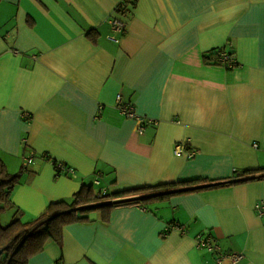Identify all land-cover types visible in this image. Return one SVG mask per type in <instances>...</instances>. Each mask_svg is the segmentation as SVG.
Listing matches in <instances>:
<instances>
[{
    "label": "crops",
    "instance_id": "0c3cea01",
    "mask_svg": "<svg viewBox=\"0 0 264 264\" xmlns=\"http://www.w3.org/2000/svg\"><path fill=\"white\" fill-rule=\"evenodd\" d=\"M126 1L0 0V157L19 174L9 211L29 221L89 186L119 202L145 185L223 184L120 204L108 222L90 210L29 264H264V177L234 182L264 168V0H128L120 12ZM222 48L235 67L207 58ZM124 105L153 123L139 131ZM207 235L243 257L217 262L198 244Z\"/></svg>",
    "mask_w": 264,
    "mask_h": 264
},
{
    "label": "trees",
    "instance_id": "16d2710c",
    "mask_svg": "<svg viewBox=\"0 0 264 264\" xmlns=\"http://www.w3.org/2000/svg\"><path fill=\"white\" fill-rule=\"evenodd\" d=\"M127 2L128 0L124 2L123 6H126ZM219 50L212 51L207 55V58L211 61L214 60ZM263 177L264 168L245 170L236 175L234 182ZM18 181L19 174L8 171L6 164L0 157V215L10 205L11 192ZM221 184H223L221 181L216 180L193 179L175 183L145 185L119 191L118 194L121 196L141 193L137 199L119 202H109L110 194L96 193L93 186L83 187L74 194L71 201L58 200L52 202L47 210L35 219L25 221L18 215L8 224L0 223V264H29V259L43 251L48 241H60L62 229L66 224L88 221L90 210H100L104 221L108 222L110 212L120 204H137L138 202L146 204L156 198H165L174 193L191 192ZM178 186H185V188L176 189L175 187Z\"/></svg>",
    "mask_w": 264,
    "mask_h": 264
},
{
    "label": "built area",
    "instance_id": "2783aa9c",
    "mask_svg": "<svg viewBox=\"0 0 264 264\" xmlns=\"http://www.w3.org/2000/svg\"><path fill=\"white\" fill-rule=\"evenodd\" d=\"M124 3L121 5V7L118 8V10L120 12H124V9L125 7L123 6ZM110 25H111V28L113 30L114 33H118V32H122L124 33L126 30H127V24L126 22H124L123 20L119 19V18H112L110 19ZM112 39H115L117 40L115 37H113ZM214 60L217 62V63H221L223 65H225L226 67L228 68H233L237 65V62L236 60L234 59V57L232 56V54H230L229 52H227L225 49H220L218 54H216ZM118 103H120V97L118 96ZM123 114L128 117V118H132V119H138L140 121V125H139V131H142L145 126L147 125L146 123H153V121L151 120H144L143 118L140 119L136 113L134 112L132 106H129V105H124L122 106L121 108ZM25 116H28L29 113H24ZM186 148V145L183 144V143H178L176 144L175 146V149H174V152L176 154H181L183 153V151L185 150ZM196 153L195 150H190L188 151V155L190 157L194 156ZM31 158H29V162H31ZM56 165V169L58 171H62V170H66L68 174L70 175H73L75 173V170L72 168V167H69V166H66L65 164L61 163V162H57L55 163ZM94 184H99V180L98 179H95L93 181ZM106 189H102L100 191V193H106ZM256 210H257V213L259 216H264V200H260L257 204H256ZM198 244L200 246H203V247H206L208 248L209 250H212V251H218L219 255L216 259L217 262H221L222 260H231L233 262H237L239 261L243 255L242 254H235V253H230V254H226V253H222L220 252L219 250V247L216 243H214V241L211 239L210 236H200L198 237Z\"/></svg>",
    "mask_w": 264,
    "mask_h": 264
},
{
    "label": "rangeland",
    "instance_id": "374dc122",
    "mask_svg": "<svg viewBox=\"0 0 264 264\" xmlns=\"http://www.w3.org/2000/svg\"><path fill=\"white\" fill-rule=\"evenodd\" d=\"M97 191V190H96ZM9 206L7 207V209L5 210L6 213H2L0 215V223L1 224H8L9 222H11L14 219L15 213L12 211H9Z\"/></svg>",
    "mask_w": 264,
    "mask_h": 264
}]
</instances>
